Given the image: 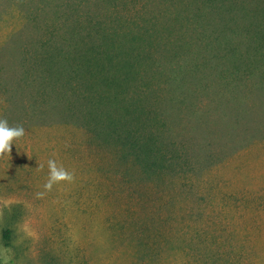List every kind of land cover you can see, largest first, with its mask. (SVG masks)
<instances>
[{
	"label": "rangeland",
	"instance_id": "1",
	"mask_svg": "<svg viewBox=\"0 0 264 264\" xmlns=\"http://www.w3.org/2000/svg\"><path fill=\"white\" fill-rule=\"evenodd\" d=\"M0 101V264H264V0H0Z\"/></svg>",
	"mask_w": 264,
	"mask_h": 264
},
{
	"label": "clouds",
	"instance_id": "2",
	"mask_svg": "<svg viewBox=\"0 0 264 264\" xmlns=\"http://www.w3.org/2000/svg\"><path fill=\"white\" fill-rule=\"evenodd\" d=\"M24 136L25 129L23 126H9L6 118H0V159L11 158L10 154L14 141L19 140ZM53 156H55V154H53ZM47 168L48 174L46 181L43 184L44 190L35 193V197L37 199H43L46 194L51 192L56 185L63 183H73L75 181L74 171H69L55 158H50L47 160ZM43 169L44 164L38 163L37 170L42 171ZM0 215H2V213H0Z\"/></svg>",
	"mask_w": 264,
	"mask_h": 264
},
{
	"label": "trees",
	"instance_id": "3",
	"mask_svg": "<svg viewBox=\"0 0 264 264\" xmlns=\"http://www.w3.org/2000/svg\"><path fill=\"white\" fill-rule=\"evenodd\" d=\"M132 49L135 50V48H132ZM130 56L136 57L137 59H140L141 57L144 59L145 57V56H142V53H139V52L137 54H134V53L130 54ZM108 58L109 60H111L110 56H108ZM126 132L127 131L123 132L124 137H125L123 145L130 147L133 155L142 156L143 159L147 161L145 166L148 170L152 171V173L160 174L165 169V166H164L165 162H170V160L172 159H170V157L167 158V155L164 152H162L160 149L155 148V144L152 145L150 141L146 142V144H141L139 142L140 140H138V142L132 143V141H130L131 134L128 132L126 133ZM129 138L130 140H128ZM11 235H12L11 231H6L4 234V238L7 241L6 242L7 244H9V242L11 241Z\"/></svg>",
	"mask_w": 264,
	"mask_h": 264
}]
</instances>
